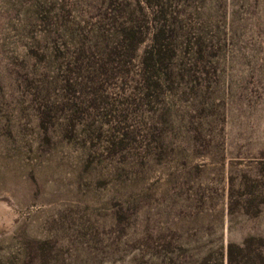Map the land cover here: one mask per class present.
I'll use <instances>...</instances> for the list:
<instances>
[{
    "label": "rangeland",
    "instance_id": "obj_1",
    "mask_svg": "<svg viewBox=\"0 0 264 264\" xmlns=\"http://www.w3.org/2000/svg\"><path fill=\"white\" fill-rule=\"evenodd\" d=\"M0 264H264V0H0Z\"/></svg>",
    "mask_w": 264,
    "mask_h": 264
},
{
    "label": "trees",
    "instance_id": "obj_2",
    "mask_svg": "<svg viewBox=\"0 0 264 264\" xmlns=\"http://www.w3.org/2000/svg\"><path fill=\"white\" fill-rule=\"evenodd\" d=\"M130 36V35H128ZM157 41V40H156ZM158 43V45H157ZM162 49L160 47L159 44V40L157 42H155L153 45H151L150 49H148L146 51V57L144 58V64L146 65V70L147 73H149L151 75V70L152 72L155 74V72L158 70V68L160 69V62L162 59ZM156 67H158L156 69ZM41 108H43V106H46L45 103H41L40 104ZM39 106V107H40Z\"/></svg>",
    "mask_w": 264,
    "mask_h": 264
}]
</instances>
